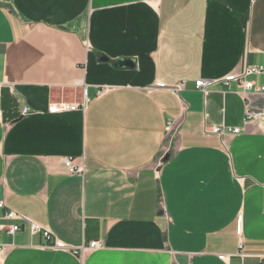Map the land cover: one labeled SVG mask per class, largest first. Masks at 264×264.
I'll return each mask as SVG.
<instances>
[{
    "label": "crops",
    "instance_id": "1",
    "mask_svg": "<svg viewBox=\"0 0 264 264\" xmlns=\"http://www.w3.org/2000/svg\"><path fill=\"white\" fill-rule=\"evenodd\" d=\"M255 66L264 0H0V202L69 249L0 210V264H262L264 96L224 82Z\"/></svg>",
    "mask_w": 264,
    "mask_h": 264
},
{
    "label": "built area",
    "instance_id": "2",
    "mask_svg": "<svg viewBox=\"0 0 264 264\" xmlns=\"http://www.w3.org/2000/svg\"><path fill=\"white\" fill-rule=\"evenodd\" d=\"M261 74H264V66L250 67L244 72V74L240 76H229L224 80V82L228 85L231 82L243 80L245 90L247 91L254 90L257 93L264 96V87L255 88L253 82L247 81L249 77L255 76V75H261ZM212 85H214L213 81H202L201 80L196 83V88L206 93L207 89L211 87ZM183 86H184L183 83L177 85L176 88H174V91L179 93L180 91L183 90ZM105 92H107V89L100 90L98 92V96H102ZM86 105H87L86 101H83L82 103H76V104H66V103L65 104H55L49 108V112L52 114H60L63 112H75V111L81 110V108H85ZM26 112L27 110L24 111V113ZM248 116L252 118L256 117L255 114L250 113V112H248ZM174 128H175V124L173 122H170L167 127L168 136H170L173 133ZM239 132L240 130L238 128L233 131L234 134H239ZM212 133L216 135H220V134H223V131L218 128H214L212 130ZM162 158L163 156L160 157V159ZM63 164H64V167L66 168V171L69 174L71 175L83 174L84 167L76 164L73 159L66 158L63 160ZM0 210L4 211V217L6 220L15 221V222L28 221L30 224L31 234L41 235L48 242L47 248L54 249V250H60V251H69V249L64 244H62L61 242H59L58 240L54 238V235L49 229L43 228L40 225L30 221L28 218L18 214L17 212L8 209L4 202H0ZM20 230H21V226L19 224H14L9 227H4L0 225V233L5 232L11 236H14ZM53 240L54 242H52ZM102 247L103 245L100 242H92L89 246L91 250H98V249H101ZM84 251H85L84 247L71 250L74 256L83 254ZM4 252H5L4 246H0V256ZM261 260H262V264H264V255L261 257Z\"/></svg>",
    "mask_w": 264,
    "mask_h": 264
},
{
    "label": "water",
    "instance_id": "3",
    "mask_svg": "<svg viewBox=\"0 0 264 264\" xmlns=\"http://www.w3.org/2000/svg\"><path fill=\"white\" fill-rule=\"evenodd\" d=\"M116 67L118 69H133L135 67V61L133 60H120L117 64ZM169 160V156H166L163 159V162H167Z\"/></svg>",
    "mask_w": 264,
    "mask_h": 264
}]
</instances>
